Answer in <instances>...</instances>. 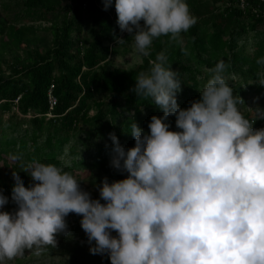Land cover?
<instances>
[{"label": "clouds", "instance_id": "obj_1", "mask_svg": "<svg viewBox=\"0 0 264 264\" xmlns=\"http://www.w3.org/2000/svg\"><path fill=\"white\" fill-rule=\"evenodd\" d=\"M103 3L107 10L112 0ZM114 6L119 29L134 37L141 60L155 39L182 44L181 34L197 23L186 0H115ZM150 64L132 91L150 98L163 116L151 117L149 134L132 123L135 146L127 151L109 134L111 166L128 177L111 184L105 178L101 204L55 164L33 160L24 167L36 182L28 188L13 171L17 207L0 211V264L55 248L69 213L82 217L81 228L95 242L90 253H107L110 264H264V129L252 126L264 112L256 109L254 120L240 112L243 101L227 83L222 60L208 70L200 99L187 109L178 107L181 82L165 66V52ZM169 116L179 131H169ZM7 203L0 194V208Z\"/></svg>", "mask_w": 264, "mask_h": 264}, {"label": "trees", "instance_id": "obj_2", "mask_svg": "<svg viewBox=\"0 0 264 264\" xmlns=\"http://www.w3.org/2000/svg\"><path fill=\"white\" fill-rule=\"evenodd\" d=\"M68 1L65 7L60 0L21 1L22 9L13 15L14 21H23L20 26L6 23L0 12V168L15 171L26 188L28 174L22 170L33 160L55 164L82 184L105 178L111 184L128 177L111 166L114 146L109 134L127 151L135 146L132 123L149 134L151 117L163 116L150 98L132 91L138 74L147 73L161 51L167 56L165 66L177 72L181 82L176 95L180 109L200 99L212 75L208 70L222 60L228 65L227 83L243 101L237 105L240 112L249 120L255 119L256 109L264 112V62L257 63L264 61V0H186L197 23L181 34L183 43L169 36L155 39L150 56L128 71L99 69L109 55L127 52L134 43L133 36L119 29L115 0L107 10L103 0ZM2 7L11 13L7 5ZM84 15L91 21L88 36L79 25ZM118 39L125 43L119 45ZM49 96L55 100L53 107ZM165 122L169 131H179L175 116ZM252 126L264 129V119ZM17 154L22 161L6 160ZM14 184L0 172V194L8 199L10 213L17 207L11 200ZM92 200L105 203L100 195ZM81 219L69 213L56 247L40 256L26 251L25 262L68 253V237L85 233Z\"/></svg>", "mask_w": 264, "mask_h": 264}, {"label": "rangeland", "instance_id": "obj_3", "mask_svg": "<svg viewBox=\"0 0 264 264\" xmlns=\"http://www.w3.org/2000/svg\"><path fill=\"white\" fill-rule=\"evenodd\" d=\"M21 1L23 0H0V12L4 17V21L6 23H11L16 26L22 25L23 21L16 22L14 21L13 18L14 13L22 9ZM60 2H61V6L65 7L69 1L60 0ZM3 5H7L10 8L11 13L8 14L5 8L2 7ZM5 12L7 14L6 17H5ZM34 25H38V23H35ZM79 25L82 29L83 35L88 36L89 35L88 32L91 27L90 19L86 15H84L83 18L80 20ZM45 26H48V24H41V27H45ZM144 58H142V60ZM142 60L138 58L137 55L135 54L134 43H132V45L130 46V50H128L127 52L119 51L117 54L109 55L107 60L100 65L99 69L105 68V70L107 71H111L113 69L128 71L134 68L135 66L141 64ZM14 111L17 113L16 110ZM92 114L93 113H91V115ZM10 115L11 112L8 116ZM8 116L5 115L4 119L6 120ZM18 118L21 119L22 117L18 115ZM26 118L28 119L29 116H27ZM6 160L14 163L9 158H6ZM0 167H2L1 164ZM2 169L3 168H0L2 178L5 181H10L13 173L12 169L11 168H6L5 170ZM25 180H26L25 182L28 183L29 187L34 183H36L31 179L29 175ZM79 186L81 191L89 193L90 198L93 199L94 197L97 198V196L99 195V189L102 186V183L97 182L90 184L88 182H84L83 184L80 183ZM0 211L7 212V206L4 205L3 208H0ZM111 235L113 237H116L117 233L115 231H111ZM68 240L69 241L66 242L67 246L70 249L68 253L60 254L58 252H55L52 255L41 257L36 260L28 261V262H25L24 257H17L11 261H6L4 264H110V260L107 253L95 254V255L90 253V248L95 246V242L94 241L89 242L86 233L70 235L68 237Z\"/></svg>", "mask_w": 264, "mask_h": 264}, {"label": "built area", "instance_id": "obj_4", "mask_svg": "<svg viewBox=\"0 0 264 264\" xmlns=\"http://www.w3.org/2000/svg\"><path fill=\"white\" fill-rule=\"evenodd\" d=\"M49 105H50V107H53V105L55 104V100L51 97V96H49ZM50 115H48V117H49Z\"/></svg>", "mask_w": 264, "mask_h": 264}]
</instances>
